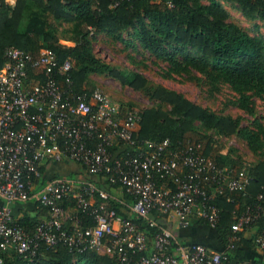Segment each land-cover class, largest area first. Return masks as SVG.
<instances>
[{
    "label": "built area",
    "instance_id": "obj_1",
    "mask_svg": "<svg viewBox=\"0 0 264 264\" xmlns=\"http://www.w3.org/2000/svg\"><path fill=\"white\" fill-rule=\"evenodd\" d=\"M4 58L0 68V264H4L1 252L10 247L32 259L39 241L46 245L62 242L78 251L109 248L120 264H248L231 261L225 250L182 243L151 216L153 211L173 212L181 225L201 217L214 226L219 217L214 200L225 189L244 191L251 179L247 172L235 175L232 168L217 167L202 155L200 143L170 149L169 140H145L144 148L135 147L136 154L116 157L111 149L120 141L136 145V112L123 113L125 109L102 85L88 96L67 90L58 77L71 69V60L58 61L48 49L33 57L9 46ZM47 160L78 164L83 175L51 177L39 185L40 168ZM102 173L109 174L105 178L110 182L119 183L132 201L101 189L97 177ZM155 173L167 177L172 188L167 182L159 184ZM33 198L47 209V217L31 236L12 217L11 206ZM258 199H263L262 194ZM71 200L72 208L64 206ZM111 200L124 204L150 226H159L150 249L146 234L109 207ZM260 210H234L232 231L250 230ZM77 211L94 219L86 232L81 230ZM67 221H73L72 228L65 227ZM263 233L264 227L254 240L264 251ZM133 254L138 256L133 258Z\"/></svg>",
    "mask_w": 264,
    "mask_h": 264
},
{
    "label": "trees",
    "instance_id": "obj_2",
    "mask_svg": "<svg viewBox=\"0 0 264 264\" xmlns=\"http://www.w3.org/2000/svg\"><path fill=\"white\" fill-rule=\"evenodd\" d=\"M233 1L244 17L264 20V0ZM49 16L56 22L71 25L70 35L59 34L57 26L48 20ZM227 18L228 12L221 0H209L208 4L202 0H0V68L5 63L4 51L9 46L23 49L33 57H37L40 50L45 48L52 51L58 61L66 58L71 60V69L58 77L70 92L88 96L97 86L93 84V76L112 78L122 85L143 90L151 99L158 101L157 106L141 110L120 106L125 109L123 113L126 110L136 112L139 119L133 131L136 145L120 141L111 149L116 157L136 154L135 147L145 140L157 143L169 140L170 149H179L188 142L200 143L204 157L219 168H232L234 174L239 175L242 173L239 172L241 167L232 166L234 160L227 155L222 156L217 148L207 146V141L202 138L210 130L217 134H234L251 151L262 150L264 136L262 138L261 135L264 134L263 131L261 134L257 118L252 121L255 130L250 126H241L238 121L218 116L175 90L150 84L136 71L101 60L92 48L93 40L102 35L119 42L137 43L143 50L167 57L172 62L174 53H177L186 64L195 66L201 72H208L212 78H221L235 88L253 90L264 98V39L250 35L239 25L227 21ZM125 32L130 40L123 36ZM30 75L33 76L34 71H30ZM66 78L70 81L68 84ZM237 101L245 112H254L250 94L241 93ZM52 162H49L52 166L59 163ZM184 170L187 171L186 168ZM242 171L251 176L247 188L244 191L225 189L216 197L214 203L218 207L219 217L212 229L231 261L264 264L263 250L258 257L250 258L247 254L248 249L258 248L254 238L264 227V167L252 169L246 165ZM74 175L81 176L83 172H53L48 165L43 164L40 168L41 182L38 183L40 185L51 177ZM105 175L109 174L98 175V186L131 202L132 198L122 190L121 185L110 182ZM154 179L159 184L167 182L172 188L167 177L155 173ZM259 194H262L263 199H258ZM96 198L97 202L101 201L98 195ZM64 206L72 208L73 201ZM108 206L114 208L119 216L138 225L146 234L150 249L154 234L162 226L160 221L167 213L152 212L151 216L159 225L156 227L130 212L119 201L111 200ZM11 207L12 217L31 236L40 221L47 217V209L35 198L15 202ZM247 207L261 209L252 231L248 233V230L241 228L233 232V211L240 213ZM77 217L83 232L95 224L92 215L87 212L77 211ZM190 220L191 223L210 225L201 217ZM72 226L73 221L65 223L66 228ZM10 251L12 253L9 255ZM1 255L4 264H102L105 260L110 264H120L116 253L111 258H105L93 248L78 251L76 247H69L62 242L46 245L39 241L37 253L32 259L11 247L2 251ZM137 256L135 254L133 258Z\"/></svg>",
    "mask_w": 264,
    "mask_h": 264
},
{
    "label": "rangeland",
    "instance_id": "obj_3",
    "mask_svg": "<svg viewBox=\"0 0 264 264\" xmlns=\"http://www.w3.org/2000/svg\"><path fill=\"white\" fill-rule=\"evenodd\" d=\"M202 2L208 4L209 0H202ZM221 3L228 12L227 21L239 25L252 36L264 39V20L244 17L233 0H221ZM48 20L57 26L59 34L70 35L71 25L56 22L51 16L48 17ZM123 36L130 40L128 33H123ZM92 48L101 60L136 71L144 76L150 84L162 85L175 90L218 116L238 121L241 126H250L255 130L252 121L257 118L261 134L262 131L264 134V98L253 90L235 88L221 78H212L208 72H201L195 66L186 64L183 57L177 53H174V62H172L167 57L156 56L150 51L143 50L137 43L119 42L102 35H98L93 40ZM92 79L94 85H102L114 101L124 108L131 107L141 110L157 106L158 101L151 99L143 90L122 85L108 77L93 76ZM241 93L250 94L254 111L252 114L245 112L239 106L237 100ZM205 135L206 137L202 139L207 141V146L217 148L222 156L227 155L234 160L231 165L237 168L241 167L239 172H243L246 165L252 169H255L256 166L264 167V149L256 152L251 151L246 143L234 134H217L210 130ZM263 136L261 135L262 138ZM250 232L251 229L248 230V233ZM215 238L212 232L208 235L209 240L213 241ZM95 251L105 258H111L114 254L109 248H100ZM11 253V251L8 252L9 255ZM102 264L110 263L105 260Z\"/></svg>",
    "mask_w": 264,
    "mask_h": 264
},
{
    "label": "crops",
    "instance_id": "obj_4",
    "mask_svg": "<svg viewBox=\"0 0 264 264\" xmlns=\"http://www.w3.org/2000/svg\"><path fill=\"white\" fill-rule=\"evenodd\" d=\"M49 162H52L51 160L46 161V165H48L50 170H53V172L56 170H60V172H75V171H82V168L80 165L75 164L73 162H66L62 161L56 164L55 166H52ZM49 163V164H48ZM53 163V162H52ZM51 165V166H50ZM63 167L65 169H63ZM55 168V170H54ZM0 199V203H1ZM166 217L160 221L163 227L169 229L173 235H175L178 239L185 241V242H192V241H199L202 242L213 249L217 250H224L222 244L219 242L218 238L215 235V232L212 229V226L206 225V224H197V223H191L189 219V223L186 225H181L179 222V219L177 215L173 212L168 213L165 215ZM210 231V232H208ZM252 231V230H251ZM213 233L215 235V239L209 240L208 235L210 233ZM247 254L250 258L258 257L262 255V250L260 248H253L248 249Z\"/></svg>",
    "mask_w": 264,
    "mask_h": 264
}]
</instances>
